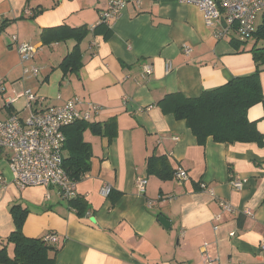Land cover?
<instances>
[{"label": "crops", "instance_id": "1", "mask_svg": "<svg viewBox=\"0 0 264 264\" xmlns=\"http://www.w3.org/2000/svg\"><path fill=\"white\" fill-rule=\"evenodd\" d=\"M107 3L0 0V80L6 89L0 94V119L11 112L26 115L25 99L8 102L28 90L43 97L44 106L79 96L100 108L92 123L116 122L112 139L84 133L92 159L90 172L75 181V193L88 203L80 218L54 189L18 188L8 163L0 159V250L5 247L13 257V246L6 242L13 231L10 207L20 204L28 211L22 232L26 238L57 237L50 244L59 248L55 264H206L200 252L204 244L210 264H264L259 249L264 234V145L216 143L209 137L200 146L185 121L157 105L169 94L196 98L252 74L256 66L250 45L236 52L228 39H216L194 6L177 0H128L116 21L85 37L80 72L62 79L58 64L74 41L45 46L41 31L62 25L93 29L102 23ZM14 35L19 43L38 47L31 61L20 62ZM168 63L171 70L166 72ZM31 65L39 68L36 77L23 73ZM146 65L151 67L148 76L143 74ZM260 69L264 97V66ZM246 117L264 141V100L249 107ZM151 156L165 157L174 174L186 172V180L178 181L174 174L171 180L147 175ZM137 177L147 178L144 192L135 186ZM233 180L245 183L234 190ZM103 186L110 187L111 196L100 194ZM219 201L234 210L225 212Z\"/></svg>", "mask_w": 264, "mask_h": 264}, {"label": "trees", "instance_id": "2", "mask_svg": "<svg viewBox=\"0 0 264 264\" xmlns=\"http://www.w3.org/2000/svg\"><path fill=\"white\" fill-rule=\"evenodd\" d=\"M257 25L252 37L249 51L255 62L256 69L252 74L235 77L225 85L212 91L202 92L196 98H185L176 93L162 98L157 105L162 112L173 115L177 121H185L188 129L203 146L210 137L216 143H257L264 145L263 138L258 134L255 124L249 122L246 113L249 107L264 100L260 85V73L264 66V15ZM104 23L90 29L86 25L71 28L58 26L43 29L40 40L47 46L53 43L74 41V46L63 58L58 69L63 77L78 74L82 68L81 43L89 34H94ZM105 29V28H104ZM105 29V36H109ZM236 52L243 51L248 41H239L235 37L229 40ZM258 44H262L258 46ZM11 114H14L11 112ZM116 122L113 119L101 124L84 121H75L63 128L64 144L62 149L63 168L70 180L79 181L91 170L92 148L84 141V133L89 131L92 135L112 139L116 135ZM147 175H155L161 180H171L174 170L167 163L165 157L151 156L147 159ZM111 196V191L108 197ZM87 201L81 197L69 200V208L74 211L77 218L83 217L88 210ZM14 204L10 207L13 221V231L6 239L7 244L13 246V257L9 258L6 248L0 250V264H55L54 256L59 251L52 247L43 238L30 239L24 236L23 225L27 217V209Z\"/></svg>", "mask_w": 264, "mask_h": 264}, {"label": "built area", "instance_id": "3", "mask_svg": "<svg viewBox=\"0 0 264 264\" xmlns=\"http://www.w3.org/2000/svg\"><path fill=\"white\" fill-rule=\"evenodd\" d=\"M181 4H187L198 8L204 18L205 25L213 29L216 39H228L235 37L239 41H248L256 30V21L259 15H264V0H177ZM128 0H108L107 8L100 16V21L109 25L122 14ZM16 46L20 62L31 61L38 47L26 43H19L17 36L11 37ZM184 52L190 49L184 47ZM171 70V64H166V72ZM143 74L150 75L151 67H143ZM23 73L36 77L39 68L31 65L24 67ZM0 80V94L5 91ZM25 99L27 117H19L9 114L0 119V159L8 163L9 170L14 178V183L20 189L27 187H43L54 189L65 200L77 197L75 181L70 180L63 166L62 149L64 144L63 128L75 121L91 122L95 114L99 113V106L85 102L79 96H74L68 102L58 106H44V99L31 91L24 90L21 94L9 100L8 104L16 99ZM178 181L186 180V172L179 169L174 174ZM245 180H233L230 186L234 190H240ZM147 184L146 177H137L135 186L140 192H144ZM201 188H204L201 186ZM109 186H103L99 190L104 197L110 193ZM207 192L211 197L210 189ZM49 198L48 195H46ZM220 207L231 213L234 208L225 201H219ZM218 219V218H216ZM217 230V226H214ZM229 236H234L231 232ZM48 244L57 242V237L48 234L43 237ZM207 245L202 247L201 258L206 264L212 263ZM264 251V234L260 241V248Z\"/></svg>", "mask_w": 264, "mask_h": 264}, {"label": "water", "instance_id": "4", "mask_svg": "<svg viewBox=\"0 0 264 264\" xmlns=\"http://www.w3.org/2000/svg\"><path fill=\"white\" fill-rule=\"evenodd\" d=\"M159 221L162 224V227L168 228L169 223L166 220H164L163 218H160Z\"/></svg>", "mask_w": 264, "mask_h": 264}, {"label": "rangeland", "instance_id": "5", "mask_svg": "<svg viewBox=\"0 0 264 264\" xmlns=\"http://www.w3.org/2000/svg\"><path fill=\"white\" fill-rule=\"evenodd\" d=\"M247 44L251 45V44H252V39H249ZM261 45H262V44H258L257 47H258V46H261ZM0 105H2V100H1V99H0ZM16 106H19V105L16 104ZM27 116H28V113L26 112V115H25L24 117H27ZM24 117H23V118H24Z\"/></svg>", "mask_w": 264, "mask_h": 264}]
</instances>
